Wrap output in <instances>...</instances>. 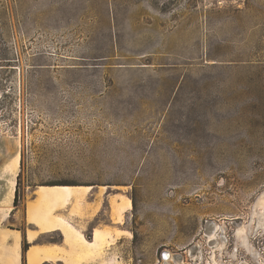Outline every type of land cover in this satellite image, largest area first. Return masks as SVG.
Segmentation results:
<instances>
[{"label": "rangeland", "instance_id": "rangeland-1", "mask_svg": "<svg viewBox=\"0 0 264 264\" xmlns=\"http://www.w3.org/2000/svg\"><path fill=\"white\" fill-rule=\"evenodd\" d=\"M15 179L17 206L53 183L111 195L116 222L86 225L119 237L100 264H264V0H0L17 229Z\"/></svg>", "mask_w": 264, "mask_h": 264}, {"label": "crops", "instance_id": "crops-1", "mask_svg": "<svg viewBox=\"0 0 264 264\" xmlns=\"http://www.w3.org/2000/svg\"><path fill=\"white\" fill-rule=\"evenodd\" d=\"M53 187L37 186L30 196L23 193L19 206L13 205L15 191L7 196L4 212L9 213L6 218L11 212H22L23 228L0 225V264H67L71 258L70 251L76 252L73 251L75 246H79L85 255H90L84 257L85 264H100L103 250L119 238L105 230L113 228L99 226L92 227L90 240L85 238L86 225L99 219L104 212H109V222H116L110 215L111 195L93 186H89V190L70 191L53 190ZM115 209L123 208L116 206ZM53 235L60 236L59 242H42L45 237ZM23 244H26L25 248Z\"/></svg>", "mask_w": 264, "mask_h": 264}, {"label": "bare ground", "instance_id": "bare-ground-1", "mask_svg": "<svg viewBox=\"0 0 264 264\" xmlns=\"http://www.w3.org/2000/svg\"><path fill=\"white\" fill-rule=\"evenodd\" d=\"M17 164H18V157L16 156L14 158V161L9 166H7V171H8L9 174H12L14 172L15 168L17 167ZM15 186H16L15 181H12L8 196H10V194L11 195L13 194V192L15 191ZM52 189L53 190L70 191V190H89L90 187H74L73 188V187H69V186H59L58 188L57 187H53ZM130 209H131V204L129 202L127 204L126 208H123V209L119 210L120 211L119 213H125V211H128Z\"/></svg>", "mask_w": 264, "mask_h": 264}, {"label": "trees", "instance_id": "trees-1", "mask_svg": "<svg viewBox=\"0 0 264 264\" xmlns=\"http://www.w3.org/2000/svg\"><path fill=\"white\" fill-rule=\"evenodd\" d=\"M41 186H71V187H77L75 185H63V184H57V183H53V184H46V185H41ZM17 198H18V180L16 183V188H15V194H14V200H13V205L16 206L17 205ZM26 247V244H23V248Z\"/></svg>", "mask_w": 264, "mask_h": 264}, {"label": "flooded vegetation", "instance_id": "flooded-vegetation-1", "mask_svg": "<svg viewBox=\"0 0 264 264\" xmlns=\"http://www.w3.org/2000/svg\"><path fill=\"white\" fill-rule=\"evenodd\" d=\"M167 258V257H166Z\"/></svg>", "mask_w": 264, "mask_h": 264}]
</instances>
